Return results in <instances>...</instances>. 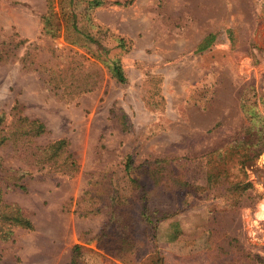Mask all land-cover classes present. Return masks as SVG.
I'll use <instances>...</instances> for the list:
<instances>
[{
	"label": "rangeland",
	"instance_id": "rangeland-1",
	"mask_svg": "<svg viewBox=\"0 0 264 264\" xmlns=\"http://www.w3.org/2000/svg\"><path fill=\"white\" fill-rule=\"evenodd\" d=\"M88 1L52 0L61 28L51 36L47 0H0L5 131L25 132L19 117L45 127L0 145V264H69L75 244L86 264H264V151L246 163L251 186L237 198L206 173L245 128L264 133V0ZM72 12L96 42L64 32ZM61 138L76 172L37 157ZM143 190L166 216L149 247L123 260L97 249L110 204ZM2 204L32 227L11 225Z\"/></svg>",
	"mask_w": 264,
	"mask_h": 264
},
{
	"label": "trees",
	"instance_id": "trees-1",
	"mask_svg": "<svg viewBox=\"0 0 264 264\" xmlns=\"http://www.w3.org/2000/svg\"><path fill=\"white\" fill-rule=\"evenodd\" d=\"M70 4L73 0H69ZM103 3V0H90L88 4L91 6H99ZM47 11L42 16L43 30L46 34L51 36H57L60 30V20L56 16V12L53 11L52 0H47ZM77 14L75 12L70 13L66 18L63 17L65 22L62 20L64 32L71 35H76V37H83L91 43L97 40L94 36L88 32L83 31L77 22ZM67 19V20H66ZM71 37V36H69ZM119 45L123 46V40H119ZM202 46L201 48L205 47ZM112 76L119 82L126 81V76L124 71L117 62H114L111 66ZM244 105V104H242ZM19 122H22L25 126L19 127L24 129L25 132L5 131L4 127V114H0V145L4 144L7 140H12L15 143L19 140L26 138L27 136L33 137L41 135L45 132L44 125L37 119H28L26 117H19ZM3 126V128H2ZM244 137L239 140L235 145H229L223 152L212 153V160H209V165L207 164V181L210 186L220 185L222 183H227L229 185L228 190L234 193L235 198L243 195L245 190H247L251 183L246 181V176L244 175V170L246 163L256 159L264 151V133L260 132L257 136V132L252 135L249 127L245 128ZM25 134V135H23ZM27 134V136H26ZM246 135V137H245ZM20 143L22 144L23 141ZM68 142L66 139H57L43 148H38L39 153L38 158L47 162V165L54 168H61L64 173H73L78 169L77 163L74 160L71 153L67 152ZM220 159L216 160V156ZM222 155V156H221ZM221 156V157H220ZM129 159V158H128ZM236 170V175L242 173V178L234 176L231 171ZM125 173L130 177L132 175L129 170V161L125 165ZM157 170L150 172V177L154 179L153 183L156 184L161 179L156 176ZM232 176V178H231ZM132 177V176H131ZM173 177V176H172ZM6 177L4 174H0V197H1V186L7 188ZM133 182H137L135 178L130 179ZM173 181V178L170 179ZM174 186L182 187L184 181L174 180ZM141 186L142 184L139 183ZM20 188H23V184H15ZM146 190L139 193V196L129 201L124 202H114L110 204V216L107 223L99 230L96 235V248L103 250L113 257L118 259H135L140 255L143 249H146L150 245V241L156 229L158 222L166 217L163 214L159 215V210L153 205L151 199L146 197ZM147 192V191H146ZM141 194V195H140ZM237 194V196H236ZM237 201V199H236ZM4 208L8 209V213L5 219L10 222L11 225L21 226L24 228H31V221L24 217L20 210L12 205L2 204ZM174 227L179 230V224L177 222L173 223ZM176 233L171 236V240L175 239ZM82 244H75L71 248L70 252V263L69 264H86L82 262L81 256L85 250H87ZM142 253V252H141Z\"/></svg>",
	"mask_w": 264,
	"mask_h": 264
},
{
	"label": "bare ground",
	"instance_id": "bare-ground-1",
	"mask_svg": "<svg viewBox=\"0 0 264 264\" xmlns=\"http://www.w3.org/2000/svg\"><path fill=\"white\" fill-rule=\"evenodd\" d=\"M264 216V215H263Z\"/></svg>",
	"mask_w": 264,
	"mask_h": 264
}]
</instances>
